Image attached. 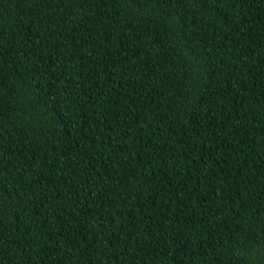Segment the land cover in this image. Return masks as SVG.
I'll list each match as a JSON object with an SVG mask.
<instances>
[{
    "label": "trees",
    "instance_id": "1",
    "mask_svg": "<svg viewBox=\"0 0 264 264\" xmlns=\"http://www.w3.org/2000/svg\"><path fill=\"white\" fill-rule=\"evenodd\" d=\"M0 264H264V0H0Z\"/></svg>",
    "mask_w": 264,
    "mask_h": 264
}]
</instances>
